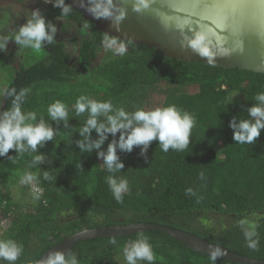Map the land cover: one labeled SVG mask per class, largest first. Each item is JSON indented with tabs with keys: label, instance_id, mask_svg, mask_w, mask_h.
Here are the masks:
<instances>
[{
	"label": "trees",
	"instance_id": "trees-1",
	"mask_svg": "<svg viewBox=\"0 0 264 264\" xmlns=\"http://www.w3.org/2000/svg\"><path fill=\"white\" fill-rule=\"evenodd\" d=\"M45 14L55 27L58 16L64 17L61 27L73 29L72 35L66 39L69 30L61 28L62 38L54 37L37 55L16 43L0 51V112L12 106L10 89L28 88L22 111H34L58 129L38 152L10 150L0 157V239L22 245L15 264H35L79 230L138 222L190 231L236 253L264 258V130L253 143L239 144L229 126L234 118L250 119L247 109L264 92V73L166 57L98 31L74 9L65 16L51 6ZM8 38L14 42V35ZM120 46L123 53L116 51ZM81 95L127 112L174 105L194 118L190 144L164 152L154 140L143 155L141 147L118 151L124 168L115 176L127 180L128 191L117 201L97 150L82 152L77 144L88 115L75 113ZM58 100L67 106V125L48 116L49 105ZM92 138H98L94 130ZM113 139L109 134L102 150ZM36 155L43 159L33 164ZM25 175L33 179L21 183ZM139 233L81 240L69 253L78 264H127L123 247ZM142 233L152 245L153 264H212L210 256L165 233ZM215 264L242 263L217 259Z\"/></svg>",
	"mask_w": 264,
	"mask_h": 264
},
{
	"label": "clouds",
	"instance_id": "clouds-1",
	"mask_svg": "<svg viewBox=\"0 0 264 264\" xmlns=\"http://www.w3.org/2000/svg\"><path fill=\"white\" fill-rule=\"evenodd\" d=\"M46 3H53L54 7L61 9V15H67L71 8L66 6L63 0L57 3L56 0H45ZM92 0H89L91 3ZM111 0H109V3ZM82 6L83 0H82ZM86 10L96 19L108 18L110 13L105 10L103 15H96L95 7H87ZM118 17L117 19H121ZM55 25L42 15L40 9H34L31 18L27 19L19 27L14 36L15 43L23 48H30L39 53L44 45L54 43ZM0 51L7 48V39L0 38ZM115 41L107 46L111 47ZM193 47H196L193 44ZM116 51L123 53L124 47L120 46ZM201 54L211 57L208 48L200 49ZM211 63V60H210ZM29 92L28 88H21L19 92L15 88L8 91L7 95L13 97L12 106L9 110L0 112V157L7 156L10 150L16 153L38 152V148L47 141L54 140L58 129L53 128L43 118L37 119L34 111H22V104ZM257 103L252 104L248 109L250 119L230 121L229 126L233 129L232 139L239 144H251L258 139L264 130V92L255 96ZM77 116L87 113L84 125L79 129L80 140L77 144L82 152L91 153L97 150L98 159L105 165L106 171L110 173L107 183L117 201H120L123 194L128 191L126 179H117L115 174L121 172L124 163L120 160L118 151L131 152L134 147H141L143 155L151 143L155 140L161 146L162 151L169 149L183 151L190 144L191 129L194 126V118L187 112L178 109L174 105L167 107H156L151 110L137 109L127 112L123 108L116 109L110 101H97L87 95L77 98L74 105ZM48 116L53 121H63L67 125L68 109L61 102L56 101L49 105ZM103 118V119H101ZM93 130L96 132V139L92 138ZM119 133L118 139L115 137ZM109 134L114 138L107 149L102 150V146L108 139ZM11 159V157H9ZM42 155H36L33 164L40 162ZM48 174L45 173L47 178ZM203 178V173L200 174ZM31 175H25L21 183L32 180ZM187 191H191L188 189ZM109 243L115 245V238ZM22 245L12 239H0V261H7L8 264H15L22 252ZM220 249L210 251V260L215 264ZM123 255L127 264H140L147 262L153 264L156 257L149 239L139 233L137 238L131 240L123 247ZM43 264H78L77 257L72 253L63 251L49 252Z\"/></svg>",
	"mask_w": 264,
	"mask_h": 264
},
{
	"label": "water",
	"instance_id": "water-1",
	"mask_svg": "<svg viewBox=\"0 0 264 264\" xmlns=\"http://www.w3.org/2000/svg\"><path fill=\"white\" fill-rule=\"evenodd\" d=\"M66 2L98 31L145 45L166 57L264 73V0H83L84 6L82 0ZM87 7H95L96 15L102 16L105 10L110 15L96 19ZM202 48H208L211 57L202 55ZM146 230L165 233L207 256L219 248L220 260L264 264V258L242 255L190 231L153 222L79 230L51 246L35 264H43L49 252L69 253L81 240Z\"/></svg>",
	"mask_w": 264,
	"mask_h": 264
},
{
	"label": "flooded vegetation",
	"instance_id": "flooded-vegetation-1",
	"mask_svg": "<svg viewBox=\"0 0 264 264\" xmlns=\"http://www.w3.org/2000/svg\"><path fill=\"white\" fill-rule=\"evenodd\" d=\"M51 6H53V3H46L45 0H0V29H2L1 37H4L3 39H7L9 41L7 46L14 47L15 41H12L13 43H11L8 36H15L19 30V27L24 24L27 19L31 18V13L34 9H40L43 15L46 10L50 9ZM44 16L48 17L46 14ZM64 23H67L65 18L58 16L56 24L57 31L55 33V37H57L58 40L62 38L64 30H69V33L65 37L66 39L69 38L74 32L73 29H70L66 26L64 28L61 27ZM71 23L74 24L76 22L71 21ZM61 28H63V31ZM3 33L6 35H3ZM19 58L20 57L17 56V62H19Z\"/></svg>",
	"mask_w": 264,
	"mask_h": 264
},
{
	"label": "rangeland",
	"instance_id": "rangeland-1",
	"mask_svg": "<svg viewBox=\"0 0 264 264\" xmlns=\"http://www.w3.org/2000/svg\"><path fill=\"white\" fill-rule=\"evenodd\" d=\"M20 15H21V14H20ZM17 16H19V15H17ZM31 51H33V55H37V52H35V51H34V50H32V49H31ZM2 75H3V76H2V78H3V77H4V75H5V74H4V72H3V74H2ZM15 194H16V193H15ZM15 197H16V198H20V197L22 198V197H23V195H21V194H17V195H15Z\"/></svg>",
	"mask_w": 264,
	"mask_h": 264
}]
</instances>
